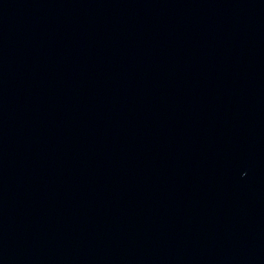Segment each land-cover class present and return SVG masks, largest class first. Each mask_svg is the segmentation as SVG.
<instances>
[{
	"label": "water",
	"instance_id": "water-1",
	"mask_svg": "<svg viewBox=\"0 0 264 264\" xmlns=\"http://www.w3.org/2000/svg\"><path fill=\"white\" fill-rule=\"evenodd\" d=\"M0 264H264V0H0Z\"/></svg>",
	"mask_w": 264,
	"mask_h": 264
}]
</instances>
